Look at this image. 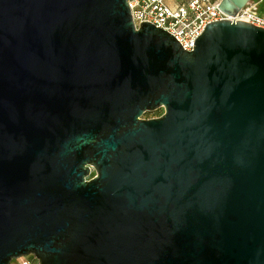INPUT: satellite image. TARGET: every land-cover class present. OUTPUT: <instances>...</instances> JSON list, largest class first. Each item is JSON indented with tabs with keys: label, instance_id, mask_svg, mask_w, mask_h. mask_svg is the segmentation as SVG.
Wrapping results in <instances>:
<instances>
[{
	"label": "water",
	"instance_id": "water-1",
	"mask_svg": "<svg viewBox=\"0 0 264 264\" xmlns=\"http://www.w3.org/2000/svg\"><path fill=\"white\" fill-rule=\"evenodd\" d=\"M28 255L264 264V28L186 51L128 0H0V264Z\"/></svg>",
	"mask_w": 264,
	"mask_h": 264
},
{
	"label": "built area",
	"instance_id": "built-area-1",
	"mask_svg": "<svg viewBox=\"0 0 264 264\" xmlns=\"http://www.w3.org/2000/svg\"><path fill=\"white\" fill-rule=\"evenodd\" d=\"M221 0H128L136 29L142 22L163 28L172 34L186 51H193L195 40L207 24L229 19L245 21L264 28V0H249L235 15H228L220 7ZM18 264H39L34 255L18 258Z\"/></svg>",
	"mask_w": 264,
	"mask_h": 264
},
{
	"label": "rangeland",
	"instance_id": "rangeland-1",
	"mask_svg": "<svg viewBox=\"0 0 264 264\" xmlns=\"http://www.w3.org/2000/svg\"><path fill=\"white\" fill-rule=\"evenodd\" d=\"M176 1H181V0H176ZM259 9L261 11L264 10V4L260 5L259 6ZM164 112H165L164 109L162 111H157V112L147 111L146 113H144V116L145 117H149V116H154V115H163ZM95 174H96V172L93 170L92 173H91V175L88 178H91V177L95 176ZM11 264H18V259L13 260Z\"/></svg>",
	"mask_w": 264,
	"mask_h": 264
},
{
	"label": "flooded vegetation",
	"instance_id": "flooded-vegetation-1",
	"mask_svg": "<svg viewBox=\"0 0 264 264\" xmlns=\"http://www.w3.org/2000/svg\"><path fill=\"white\" fill-rule=\"evenodd\" d=\"M164 108H159L158 110L154 111V112H157V111H162ZM165 113V112H164ZM160 116L162 115H154V116H149V117H143L144 119H155V118H159ZM93 171V170H92ZM95 171V170H94ZM96 172V171H95ZM96 175V174H95Z\"/></svg>",
	"mask_w": 264,
	"mask_h": 264
}]
</instances>
